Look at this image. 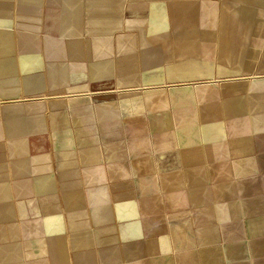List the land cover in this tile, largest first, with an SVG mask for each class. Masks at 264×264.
Wrapping results in <instances>:
<instances>
[{
  "label": "crops",
  "instance_id": "obj_1",
  "mask_svg": "<svg viewBox=\"0 0 264 264\" xmlns=\"http://www.w3.org/2000/svg\"><path fill=\"white\" fill-rule=\"evenodd\" d=\"M57 1L58 16L54 20L52 14L49 21L67 40V58L59 63L53 42L39 50L28 32L17 36L14 30L15 20L26 27L39 24L42 5L52 11ZM220 1L217 30L199 32L198 8L186 0L177 19L154 13L144 26L128 27L123 13L146 8L145 0H0V78L22 75L28 95L48 90L58 78L75 84L118 78L136 83L141 63L171 62L167 82L207 80L214 67L203 72L194 56L206 41L216 44L215 67L220 68L215 72L225 69L213 92L197 97L182 88L173 95L177 106L192 105L178 107L177 118L171 114L175 129L169 126L152 139L143 167H131L130 182L144 174L138 178L145 183L143 194L136 183L129 185L123 192L128 200L98 204L85 218L71 215L62 222L59 212L85 210L88 190L104 201L105 179L92 171L101 166L104 144L91 139L97 133L91 110H74L75 147L81 153L63 148L57 155L45 114L28 112L30 103L24 101L8 105L0 123V264H41L30 244L41 237L27 234L40 224L49 231L45 242L52 264H68L70 258L75 264H264V47L249 46L264 0ZM168 36L175 37L170 54ZM19 48L22 55L13 63ZM110 52L119 58L106 61ZM72 62H88L87 73H74ZM65 101L56 100L52 107ZM124 105L127 115L133 105ZM59 163L64 170H58ZM137 193L143 201L133 197ZM119 195L120 189L112 190L113 197ZM57 228L66 229L70 243Z\"/></svg>",
  "mask_w": 264,
  "mask_h": 264
},
{
  "label": "rangeland",
  "instance_id": "obj_2",
  "mask_svg": "<svg viewBox=\"0 0 264 264\" xmlns=\"http://www.w3.org/2000/svg\"><path fill=\"white\" fill-rule=\"evenodd\" d=\"M36 1V0H35ZM44 3V0H39ZM88 0H82L87 2ZM146 8L140 10L127 9L123 13V23L126 27L128 26H144L150 20L152 14H166L172 18L177 19L180 15L178 14L185 0H145ZM187 3H194L197 6V16L199 32L216 31L219 26V11H220V0H186ZM52 11L48 10L45 3L42 5V12L44 19L41 17L39 24L34 26L29 25L26 27L20 20H15L14 30L19 36L21 33L28 32L30 35V42H34V45L39 49L43 50L46 48L47 41L53 42L52 45L57 46V61L58 63L66 59L65 44L67 40L58 34L59 25L52 24L49 17L53 14L58 16L60 10V2L57 1L55 5H52ZM54 9V11H53ZM260 14L258 20H255L258 24L256 35L251 38L249 46L253 47H264V11L257 8ZM179 18V17H178ZM24 22V21H23ZM48 27L52 28V35L47 34ZM88 38L91 37H82ZM109 38H114L113 36ZM170 46L168 53L172 52V40H175L174 36H168ZM175 42V41H174ZM175 43H173L174 45ZM18 47H21L18 43ZM215 49L216 44L213 42H203L201 47H198L197 53L194 54L198 58L197 64L204 67L200 68L203 72L210 73V67L213 66L215 70H212L214 76L207 80H197L190 83H171L166 81V68L171 65V62L163 63L162 65L156 66H145L141 63L139 65L138 76L136 77V83H121L118 79H109L99 82H90L87 79L76 82H60L59 78L54 80L50 87L46 91H41L35 94L23 93V76L17 74L15 76L0 78V123L3 121V111L8 105H17L18 103L28 102L27 111H36L38 113L45 114L47 123L49 125V131L52 133L54 139L58 144L57 155H61V149L63 152H72L76 155L81 153V150L75 147V142H78L77 134L75 132V126L73 119L76 116L74 110H83L90 108L95 121V127L97 133L91 134V139H97L99 143H103L99 150L103 156V161L100 167H94V175H102L105 179V196L104 201L101 203L97 201V197L90 190L87 192V199L85 210L80 213L76 211H61L60 221H64L65 218L71 219L78 217L80 214L85 216L91 213V211L100 205L111 206L113 203H119L128 200V195H123V192L129 191V185L136 188L143 194L144 180L138 179L144 174H139L133 182H130V171L132 172V166L143 167L145 164L146 154L150 155L149 144L152 143V139L160 138L161 133L167 128L176 127L175 111L178 107H189L190 105H180L178 100L173 98L177 91L182 92V88H189L190 92L197 95L208 94L210 91L213 92L212 87L218 86L220 78L225 75V69H220L221 72L216 73L215 71L220 66H216L215 62ZM143 48L139 47L137 52L138 55H142ZM167 51V50H166ZM162 51V52H166ZM174 55L176 54L175 51ZM119 53L112 54L107 57L106 61L118 59ZM22 55L20 48L17 52L11 56L13 63L17 62V57ZM170 57H172L170 55ZM73 65H76L75 67ZM89 63H71L69 66L73 67L74 73H87ZM206 65V67H205ZM156 67V68H154ZM209 68V69H208ZM118 69V66H117ZM171 71L175 70L173 67ZM70 69V72H72ZM169 71V70H168ZM222 75V76H221ZM217 76V78H216ZM234 76V74L232 75ZM245 76H247L245 74ZM223 78V77H222ZM219 81H218V80ZM196 80V79H195ZM217 80V81H216ZM224 80V79H222ZM217 84H216V83ZM75 84V85H74ZM81 87L77 91H66L71 87ZM182 89V90H181ZM68 99V103H60L61 106L52 107L55 105L56 100ZM128 102L133 105L132 110L129 114L123 115V105H128ZM124 105V107H126ZM181 109V108H179ZM173 113V114H172ZM173 116H172V115ZM172 117V118H171ZM175 120H174V119ZM177 118V117H176ZM91 125V124H90ZM95 134V135H93ZM70 144L69 148L66 145ZM79 143V142H78ZM71 147V148H70ZM68 148V149H67ZM90 148V147H89ZM103 151V153H102ZM157 154V153H156ZM61 163V162H60ZM59 163L58 170H64L63 164ZM160 166V164H159ZM157 167V171L159 170ZM76 168H80L79 164L76 163ZM61 168V169H60ZM77 170V169H75ZM91 171V170H90ZM143 171V170H142ZM91 174V172H90ZM89 174V175H90ZM157 181V187L158 180ZM155 185V184H154ZM142 187V190L140 189ZM121 190V196H112V190ZM134 190V189H131ZM136 200L143 201L145 196L136 194L133 196ZM63 198V197H62ZM61 201V199L59 198ZM64 200V198H63ZM157 201V199H156ZM159 201V200H158ZM160 202V201H159ZM90 210V211H88ZM44 215V214H42ZM43 219V216H41ZM30 227V236H40L39 243H33L30 241L31 248H34L38 253L39 263L41 264H52L48 258L49 243L48 236L49 231L46 227ZM15 229V228H14ZM16 230V229H15ZM11 231V235L15 234V231ZM18 230V229H17ZM20 230V229H19ZM27 230V229H26ZM24 229V231H26ZM58 235L62 236L66 241L70 243L72 236L66 233L65 228L56 229ZM51 232H54L52 229ZM92 230H89L90 234ZM80 234V233H78ZM94 234V233H93ZM68 239V240H67ZM64 240V241H65ZM45 243H43V242ZM27 245V244H26ZM89 246V243L86 244ZM86 247V246H85ZM88 249V248H87ZM89 251V250H88ZM75 264V260H68V264Z\"/></svg>",
  "mask_w": 264,
  "mask_h": 264
}]
</instances>
